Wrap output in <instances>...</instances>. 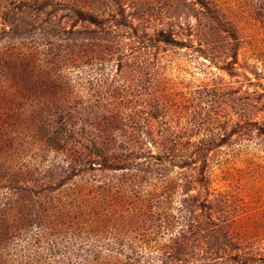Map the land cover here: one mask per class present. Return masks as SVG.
<instances>
[{"label": "rangeland", "instance_id": "obj_1", "mask_svg": "<svg viewBox=\"0 0 264 264\" xmlns=\"http://www.w3.org/2000/svg\"><path fill=\"white\" fill-rule=\"evenodd\" d=\"M0 264H264V0H0Z\"/></svg>", "mask_w": 264, "mask_h": 264}, {"label": "trees", "instance_id": "obj_2", "mask_svg": "<svg viewBox=\"0 0 264 264\" xmlns=\"http://www.w3.org/2000/svg\"><path fill=\"white\" fill-rule=\"evenodd\" d=\"M159 37L162 41H165L168 43H175V40H173L169 35H167L164 32H159Z\"/></svg>", "mask_w": 264, "mask_h": 264}]
</instances>
